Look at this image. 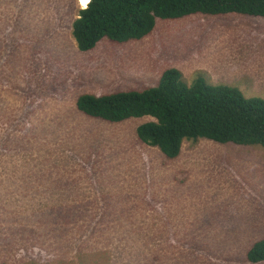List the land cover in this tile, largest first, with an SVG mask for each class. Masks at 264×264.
<instances>
[{
	"label": "rangeland",
	"instance_id": "rangeland-1",
	"mask_svg": "<svg viewBox=\"0 0 264 264\" xmlns=\"http://www.w3.org/2000/svg\"><path fill=\"white\" fill-rule=\"evenodd\" d=\"M84 3L0 0V264H264L247 258L264 238V146L201 138L169 159L137 136L149 117L77 107L171 67L264 98V17L159 19L81 51Z\"/></svg>",
	"mask_w": 264,
	"mask_h": 264
},
{
	"label": "trees",
	"instance_id": "trees-1",
	"mask_svg": "<svg viewBox=\"0 0 264 264\" xmlns=\"http://www.w3.org/2000/svg\"><path fill=\"white\" fill-rule=\"evenodd\" d=\"M228 13L264 17V0H90L78 11L71 28L78 48L89 51L104 38L118 44L140 40L154 31L159 19ZM77 107L87 116L108 122L149 117L137 127V136L169 159L180 155L185 141L201 138L264 146L263 97L213 85L203 75L188 82L175 67L165 69L154 86L81 94ZM247 258L264 262V238L253 244Z\"/></svg>",
	"mask_w": 264,
	"mask_h": 264
},
{
	"label": "bare ground",
	"instance_id": "bare-ground-1",
	"mask_svg": "<svg viewBox=\"0 0 264 264\" xmlns=\"http://www.w3.org/2000/svg\"><path fill=\"white\" fill-rule=\"evenodd\" d=\"M88 2H89V0H85V3H84V5L86 6Z\"/></svg>",
	"mask_w": 264,
	"mask_h": 264
}]
</instances>
